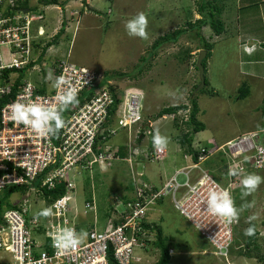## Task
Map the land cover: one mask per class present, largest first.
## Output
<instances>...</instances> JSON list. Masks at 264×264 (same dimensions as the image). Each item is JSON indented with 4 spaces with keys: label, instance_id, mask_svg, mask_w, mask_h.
<instances>
[{
    "label": "rangeland",
    "instance_id": "374dc122",
    "mask_svg": "<svg viewBox=\"0 0 264 264\" xmlns=\"http://www.w3.org/2000/svg\"><path fill=\"white\" fill-rule=\"evenodd\" d=\"M199 1L69 0L63 7L59 4L44 5L40 0L29 1L30 9L40 8L39 11L44 17L39 23L46 34L38 37V46L44 45L45 41L58 31L62 21L65 27L57 44L49 46L43 54L39 62V64L43 62L40 66L41 72L33 71L27 76L31 80L40 79L41 76L46 79L47 68L57 59H68L72 64L87 67L100 77L104 71L105 73L130 72L131 78L113 77L107 83L125 88L123 92L125 98L122 101L124 105L129 102L139 104L142 122L151 121L150 116L164 106L187 104L190 97L196 96L199 105L197 118L204 123L205 128L193 135V142L205 143L209 149L242 132L262 130L264 129V64L241 63L251 57L244 54L243 47L239 46V40L234 36L233 32L236 29L233 22L236 15L234 9L231 14L223 12L222 20L227 30L225 34L215 36L209 25L202 28V34L214 44L212 55L207 60L205 73L209 85L206 84L203 89L197 91L195 88L199 84V74L194 62L201 49L195 29H189L176 42L163 43L155 52L149 53L154 41L160 35L184 26L187 19L194 21L200 17L206 18L205 15L198 13ZM224 2L226 8H229L228 5L239 8L238 3L234 5L236 0H224ZM139 12H143L148 19L146 40L129 37L124 28L125 21ZM235 39L238 41L236 42ZM185 48H188L189 55L187 53L183 55L184 53L181 52L183 60L180 61L176 57L177 53ZM41 50L42 48L39 47L40 52ZM142 56L147 57L148 62H141ZM138 65L143 67L141 74L137 71ZM242 83L247 84L250 91L244 98L239 97V87ZM105 88L108 89L107 84ZM205 90H208L207 93ZM123 95L120 94V98ZM119 117L120 113L116 111L110 116L111 126L108 127L117 132L112 135L108 143L127 152L126 137L136 142L135 138L139 139L141 136L135 132L138 125L131 132L114 126L116 118ZM185 118L186 114L180 110L175 117L165 116L150 125L151 132L158 128L162 135L169 138L170 142L162 159L147 160L145 157L147 150L144 147L149 128L140 129L145 131H143L145 140L136 142L139 154L133 155L136 170L134 172H137L136 176L142 174L138 179L154 188H160L162 183L173 174L175 164L182 166L190 163L189 160L183 159V151L174 141L180 130L186 127L183 123ZM173 122L178 123L180 129L173 127ZM109 151L112 152V149ZM120 154L122 157L123 154ZM131 171L130 164L123 159L106 160L105 163L94 165L91 172L93 177L88 186L97 207L105 210V207L111 204L120 209L124 208L123 197L132 199L134 194L135 183ZM196 173L195 169L191 170L190 179L193 180ZM247 173L264 177V168ZM85 176H89V171L74 176L76 193L74 201L70 200V204L71 213L76 215L77 221L93 217L91 214V216L84 214L85 193L82 189L84 185L82 180ZM177 181L184 182L185 176L179 174ZM241 192L240 185L232 189L231 195L236 206L239 208L246 202L255 201V207L241 213L239 221L235 223V228L233 227L234 241L225 257L215 254L211 244L173 208L170 196L165 197L163 204L155 207L158 211H150V217L157 219L162 226L163 234L170 240L173 252L170 254L168 264H264V183L256 192L244 199L241 198ZM9 199L11 202H16L21 197L13 194ZM29 206V210L35 212L43 204L40 201L34 202L33 196H30ZM253 214H258L259 217L253 221L258 234L253 246L247 250L244 231L248 224L247 217ZM102 221L96 223L98 228L101 227ZM89 222L90 220L87 219V223ZM243 250L248 251L252 257L241 255ZM148 257L147 261L142 259V262L152 264L159 258L158 251L150 253Z\"/></svg>",
    "mask_w": 264,
    "mask_h": 264
},
{
    "label": "built area",
    "instance_id": "2783aa9c",
    "mask_svg": "<svg viewBox=\"0 0 264 264\" xmlns=\"http://www.w3.org/2000/svg\"><path fill=\"white\" fill-rule=\"evenodd\" d=\"M29 1L33 0H0V264H29L30 261L41 264H144L141 253L149 251L152 245L148 242H152L154 236L151 233L142 236L147 231L141 227L138 218L155 198L167 196L171 197L173 208L211 244L214 253L225 257L234 240L236 222L229 224L206 214L204 201L208 190L216 185L231 194L239 185V177L227 175L230 166H237V171L242 174L264 168V129L241 133L212 149L203 145L199 148L197 161L191 165L200 170L194 181L180 169L162 187L153 188L148 198L144 190H150L152 186L138 179L141 174L132 173L136 201L125 204L122 220L114 224L110 218L104 228L81 225L71 213L74 176L80 173L77 172L79 169L89 171L90 175L96 163L118 159L108 147L105 148V132L108 129L115 131L105 124L113 99L105 82L102 83L103 75L100 77L68 59H57L47 68L46 77L49 71L54 77L63 74L78 92V103L63 112L67 126L55 136H40L11 119L9 106L17 100L27 103L39 96L46 102L58 103L55 100L58 90L51 81L42 76L31 80L27 76L33 71L41 72L43 62L39 64L38 59L42 46L35 44H38V37L45 35V29L39 23L44 18L41 9H30ZM121 98L116 107V112L120 113L116 118L117 128L131 132L133 125L138 124L135 132L139 134L140 129L152 125L147 121L148 127L142 126L139 104L129 102L124 105L125 96ZM138 153L129 144L128 156L124 159L131 162L133 155ZM164 155L165 151L157 153L153 148L145 157L155 160ZM210 158L217 159V163H211L215 169L202 167ZM180 173L186 176L184 182L177 181ZM60 184L64 193L47 202L44 190ZM13 194L21 199L11 202L9 198ZM30 196L34 202L43 204L35 212L29 210ZM61 200L63 203L53 209V216L34 217V213ZM85 207L90 209L93 205L85 202ZM61 226L73 227L77 232L84 229L88 237L74 252L60 254L48 233Z\"/></svg>",
    "mask_w": 264,
    "mask_h": 264
},
{
    "label": "trees",
    "instance_id": "16d2710c",
    "mask_svg": "<svg viewBox=\"0 0 264 264\" xmlns=\"http://www.w3.org/2000/svg\"><path fill=\"white\" fill-rule=\"evenodd\" d=\"M67 1H69V0H59V1L58 0H40V2L43 3L44 5L59 4V6H62V7L66 4ZM228 6H229V8H226L227 6H226L224 0H200L198 2V7H197L198 13L200 15L201 14L205 15L206 18L203 19L200 17V18L195 19L194 21L187 19L184 26H181L180 28H176L172 31H169V32L163 34V35H160L154 41L151 52L149 51V53L152 54L153 52H155V50L163 43L176 42L177 39L181 35L186 33L189 29H193V30L195 29L196 30L195 34L200 41V48L206 51V54H205L204 58L202 59V65H203L204 70H205L204 71V86H205L206 84H208L207 78L205 76L207 60L212 55V50L214 48V44L211 41L207 40V38L202 34V28L204 26L209 25L210 28L213 30V33L215 36L216 35L220 36L223 33L225 34L227 32V30L224 27L223 20H222V17L224 15L223 12H225L227 14H231L232 10L233 9L235 10L234 6H232V5H228ZM36 9L37 8H35V10ZM64 27H65V24L62 21V24H61L60 28L58 29V31L49 40L45 41V44L42 45V50L39 54L38 61H40L42 59L41 57L43 56V54L45 53L46 49L49 46H51L53 44H57L59 37L61 36V34L64 31ZM252 44H253V42L249 43V45H252ZM257 45H260V42H258ZM35 46H38V44H35ZM187 49L188 48H185V49H183L177 53L178 56H176V57L178 60H180V61L183 60V55H185L188 52ZM181 52H183L184 54L180 55ZM140 61L141 62H148L147 57H145V56H142L140 58ZM194 66H195V62H194ZM137 68H138L137 69L138 73L141 74L143 71L142 65H138ZM196 70H198V69L196 68ZM120 76H123V77L125 76L127 78L128 77L131 78L130 72H121V71L120 72L112 71V72H106V73H105V71L103 72L102 83L105 82V84H107L108 90L110 91V93L112 95V99H113L111 105L108 106L107 120L105 122V124L107 126H111L110 124H111L112 118L110 119V116L111 115L113 116L114 112L116 111L117 103L120 101L119 95L120 94L123 95V92L125 91V88H120L117 85H113V84L108 85L107 81L110 78H113V77L117 78ZM133 77L134 76H132V78ZM203 87L201 89H203ZM195 88H196V86H195ZM201 89H199V90H201ZM207 91L208 90H205L206 93H207ZM249 92H250L249 86L245 83H242V85L239 87V93H240L239 97L244 98L249 94ZM263 101H264V99H263ZM180 110H183L184 113L186 114V118L183 122L186 127L184 128V130H180V132L175 136L174 141L177 145H179L180 149L183 151V159L189 160L190 163H193V162L197 161V156L199 154V148L202 147L203 145L206 147L208 146L207 144L205 145V143L198 142L197 144H195L193 142V135L202 131L205 128L204 123L197 118V115L199 113V105H198L196 96L190 97L189 103H187V104L186 103L185 104L179 103V104H175V105H167V106L162 107L155 114L150 116V120L151 121H156V120L160 121V119L165 115H167L168 117H172V115H173L175 117V114ZM109 119H110V121H109ZM145 123H147L146 120H144L142 122V126L148 127L147 125H145ZM113 125L116 126L115 122ZM137 125L138 124H134L132 129H134ZM172 125H174L173 127L180 129L178 123L173 122ZM120 130H126V128H123ZM152 131H154V129ZM116 132H117L116 130L114 132H109V129H108V132L107 131L105 132V148L108 147V149H110V150L112 149V152L114 153V155L117 156V158L119 159V158H121L120 153L123 154V152L122 151L120 152V148H116L115 145H111L108 143V141L110 140L112 135L115 134ZM153 133L154 132H151V131L148 133V139L146 140L147 142L145 143V147H144V148H146L147 151H150L153 149V145H152ZM138 135L141 136V138H139V139L136 138V142H139L141 139H143L145 133L142 130H140ZM143 140H145V139H143ZM140 147H142V145H140ZM94 149H95V147H94ZM111 160H113V159H110L108 161H111ZM206 161L204 162L206 165H209L210 168L212 167V169H215L216 166L211 165V163H217V162H215V161H217L216 158H210ZM176 163L179 164V162H176ZM185 165H188V164H185ZM183 167H184V165L175 166L173 173L182 169ZM77 172L87 173V170L79 169ZM212 173L214 175V172H212ZM79 174H76V175H79ZM90 179H91L90 175L85 176V178L82 180L84 183L82 189H84V193H85V202H88L89 204L93 205V208H90V209L85 207L84 210H86L87 212H85L84 214L86 216L92 215L93 217H91V219L89 217H87V219L90 220L89 223H87V219H84V218L80 222H82L83 225L88 227L89 225H95L96 226V223L99 222V220H103L101 222L100 228H104L107 220H109L111 218V219H113L112 220L113 223L117 224L118 222H120L122 220L121 215L123 213V209L117 208L111 204H109L107 207H105V210L100 208V207H97L95 200H94V197H93L92 193L89 191L88 185H89ZM132 180H133V178H132ZM133 182L135 183L134 180H133ZM74 183H75V181H74ZM152 190H153V187L150 190H147V189L144 190L147 198L149 197V194L151 193ZM63 193H64V187L62 184H60V185L56 186L54 189L44 190V197L46 198L47 202H50V200L62 195ZM75 193L76 192H75V186H74V188H73L74 197H75ZM6 198H7V196L5 195L4 200ZM164 199H165V197L155 198L153 204H148L144 214L138 218V222L141 223V227L147 231V233H144L142 236H149L148 234L151 233L154 236V239L152 240V242H148V241L147 242L159 249V258L153 264H168L170 257H171V255L169 254V248L172 247L170 240L163 234L162 226L157 222V219H154V217H150V211H155L156 210L155 207L157 205L163 204ZM123 200H124L123 202H124V206H125V204H127L129 202L136 201V196L133 194L132 199L131 198L130 199L125 198V196H124ZM75 207H76V205H75ZM151 207H153V208H151ZM126 211H124V212H126ZM156 211H158V210H156ZM0 213H1V208H0ZM253 224H254V222H253ZM233 227L235 228V224ZM248 227H249V224H247V228ZM234 233H235V231H234ZM257 234H258V232L256 230L255 235L246 236V242L245 243H246V249L247 250L250 248V246H253V243L255 241ZM241 255L252 257L248 251H244V250L242 251Z\"/></svg>",
    "mask_w": 264,
    "mask_h": 264
},
{
    "label": "clouds",
    "instance_id": "9594fccd",
    "mask_svg": "<svg viewBox=\"0 0 264 264\" xmlns=\"http://www.w3.org/2000/svg\"><path fill=\"white\" fill-rule=\"evenodd\" d=\"M124 28L129 37L140 38L142 40L148 39V19L143 12H139L130 19L126 20L124 23ZM255 46V44H252V46H250L248 43H245L243 45V48L245 52L251 54V52L255 49ZM74 67L75 66H73V68ZM46 79L48 81H51L52 86L58 90L55 97V100L58 103H49L44 101L42 97L37 96L35 100H30L27 103L17 100L9 107L11 110V119L16 124L24 125L40 136H55L61 129L67 126V122L63 117V112L67 110L69 106L78 103V92L77 89L71 85V83L63 74L54 77L53 73L49 71ZM169 142V138L165 135H162L158 128L154 130V133L152 135V145L157 153L164 152ZM27 158L28 156H25V159ZM191 165L192 163L184 166L182 169L184 170V172H187L188 175L191 170L195 169L197 173L194 175L193 180L190 179L191 181H194L200 174V170L197 167H192ZM203 166L207 168L210 167L206 164H203L202 167ZM209 169H212V167ZM132 173L137 174V172ZM180 174H183L185 176L184 173ZM227 175L229 177H239V185L242 189V199L256 192L259 186L264 183V177H261L260 175H257L255 173L242 174L241 172L237 171V166L235 165L228 168ZM164 182L162 183V186ZM62 203L63 200L57 201L56 204L52 206L44 207L40 211L34 213V217L36 219L51 217L54 215L53 209L58 207ZM204 204L206 206V210L204 211L206 214L224 219L229 224L238 222L243 211L255 207V201H252L250 203L246 202L238 208L231 193L220 185H216L208 190ZM5 215H11V213H5ZM258 218V214H253L247 217L246 223L249 224V227L244 231V234L246 236H253L256 234V227L253 224V221L257 220ZM48 235L52 240L53 247L60 254L74 252L88 237V233L86 230L81 229L79 232H77L75 228L68 226L58 227L55 231L48 233ZM171 249L172 248L170 247L169 254L173 252ZM157 251L159 254V249L152 245L147 253H141V260L145 259V261H147L150 253H154ZM142 263L145 264V262ZM29 264H41V262L30 261Z\"/></svg>",
    "mask_w": 264,
    "mask_h": 264
},
{
    "label": "crops",
    "instance_id": "0c3cea01",
    "mask_svg": "<svg viewBox=\"0 0 264 264\" xmlns=\"http://www.w3.org/2000/svg\"><path fill=\"white\" fill-rule=\"evenodd\" d=\"M240 1V2H239ZM238 3L239 8H235V18L233 19L234 24L236 25V29H234V36L236 39L235 41L239 42V46L243 47V44L245 43H251L255 44V49L251 52V54L244 51V54L246 56H250L251 58L248 60H244L241 63L245 65L247 62V65H255V64H263L264 63V0H236L235 4ZM236 10H238L236 12ZM230 32V31H228ZM233 36V37H234ZM257 41L260 42V45H257ZM167 116V115H165ZM163 116L162 118H164ZM161 118V119H162ZM160 119V120H161ZM151 124L155 121H150ZM136 139V138H135ZM126 143L127 145H131L132 149L137 150L138 145L135 142V140L131 141L130 137H126ZM125 143V144H126ZM123 152V156L121 157L123 160L128 155L127 152L120 149V152ZM121 158H119L121 160ZM185 160V159H184ZM127 161V160H125ZM186 161V160H185ZM128 162V161H127ZM131 167V172L136 171L135 170V164L134 159L131 162H128ZM176 164L174 165V167ZM184 166H186L184 164Z\"/></svg>",
    "mask_w": 264,
    "mask_h": 264
},
{
    "label": "water",
    "instance_id": "95a60500",
    "mask_svg": "<svg viewBox=\"0 0 264 264\" xmlns=\"http://www.w3.org/2000/svg\"><path fill=\"white\" fill-rule=\"evenodd\" d=\"M206 54V51L203 49H200L198 52V56L196 59V68L198 69V74H199V84L196 87V90L201 89L204 86V67L202 65V59L204 58Z\"/></svg>",
    "mask_w": 264,
    "mask_h": 264
},
{
    "label": "bare ground",
    "instance_id": "6f19581e",
    "mask_svg": "<svg viewBox=\"0 0 264 264\" xmlns=\"http://www.w3.org/2000/svg\"><path fill=\"white\" fill-rule=\"evenodd\" d=\"M116 162V161H115Z\"/></svg>",
    "mask_w": 264,
    "mask_h": 264
}]
</instances>
